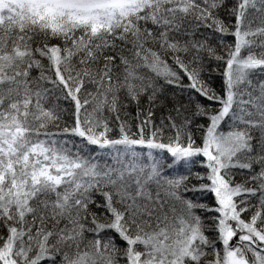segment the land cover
<instances>
[{"label": "snow or ice", "instance_id": "obj_1", "mask_svg": "<svg viewBox=\"0 0 264 264\" xmlns=\"http://www.w3.org/2000/svg\"><path fill=\"white\" fill-rule=\"evenodd\" d=\"M0 264H264V0H0Z\"/></svg>", "mask_w": 264, "mask_h": 264}]
</instances>
